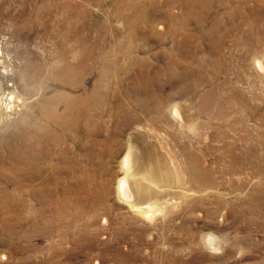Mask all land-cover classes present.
Here are the masks:
<instances>
[{
	"label": "rangeland",
	"instance_id": "374dc122",
	"mask_svg": "<svg viewBox=\"0 0 264 264\" xmlns=\"http://www.w3.org/2000/svg\"><path fill=\"white\" fill-rule=\"evenodd\" d=\"M22 1L0 0L4 75L19 76L31 57L44 60L57 50L59 38L41 40L37 26L26 38ZM43 1L26 0L27 12ZM66 1L81 3L80 17L68 20V47L81 39L86 64L79 93L70 92L91 96L102 112H94L97 143L83 139V171L63 174L85 191L0 189V264H264V73L253 63L258 54L264 67V0ZM136 98H151L154 122L126 128L117 107L130 109ZM176 104L182 119L194 122V160L210 180L193 183L186 158L167 138L169 152L156 147L152 164L167 163L172 187L158 192L170 199L150 221L118 198L121 160L131 143L138 152L148 149L150 124L165 131L178 125L168 111ZM156 108L166 117L158 119ZM224 147L242 158L256 149L258 168L236 164L241 175L221 176L231 165ZM7 170L0 161V171L14 175ZM209 239L216 250L206 247Z\"/></svg>",
	"mask_w": 264,
	"mask_h": 264
},
{
	"label": "bare ground",
	"instance_id": "6f19581e",
	"mask_svg": "<svg viewBox=\"0 0 264 264\" xmlns=\"http://www.w3.org/2000/svg\"><path fill=\"white\" fill-rule=\"evenodd\" d=\"M22 4L23 12L26 14L24 25V31L27 32L26 38L29 39L33 29L35 30L34 27L37 26L41 40L46 37L45 39L50 40L51 43L57 38L59 41H55L57 50L48 53L44 60L31 57L19 76L12 72L8 75H4V72L0 73V130L4 131L0 138V161L7 166V171L14 174L8 176L6 172L0 171V189L2 193H7V189L12 187L19 190L18 193L22 192L21 190H27L31 194L32 192L41 193L46 196H51L60 190L72 193L75 190L78 193L83 192L84 184L78 183L75 187H70L69 183L64 181L66 177L63 174L67 172L77 174L83 171L84 155L81 151H84L83 147L86 145L83 139L92 140L96 137L97 121L94 118V112L98 115L102 112L99 111L100 107L95 108L91 96L73 94L78 92V85L83 80L86 64L81 39H78L75 44L77 46L72 51L68 47L72 26L69 27L67 24L68 20L72 18L77 20L80 17L81 3L78 2L72 6L66 0H44L41 5H37L38 8H30L31 13L27 12L26 0L22 1ZM253 63L259 73H264L263 62L258 54L253 58ZM7 82L12 85L7 86ZM70 88L73 93L70 92ZM190 89L192 90L184 86L182 90ZM192 93L194 94V90ZM150 101L151 98L145 100L136 98L130 109L124 103L118 105L117 108L122 113L126 128L132 127L135 123H142L144 120L154 122L153 117H149L153 112L150 108L152 106L149 105ZM179 110L177 104L168 110L178 125H169L165 131L163 127L156 128L150 124L152 134L148 133L147 136L150 143L147 144L148 149L138 152L131 143L121 160L124 176L118 181V198L135 210H140L139 214L146 219H151L150 221L156 212L159 214L166 211L164 205L168 204L170 199V197L166 198L170 195L160 196V191L158 192V189L172 187L171 174L163 169L167 163L162 168L152 164L156 147L167 150L165 146L167 138L171 139L173 146L180 148L181 154L186 158L187 173L193 183L194 179L199 180L204 177L206 181L210 180V171L201 167L199 160H194V122L192 123L188 118L182 119ZM18 111L20 117L13 120L12 115L17 114ZM27 111L30 112L27 113ZM155 111L158 113V119L166 117L162 111L160 112V108H156ZM138 112L145 113L146 118ZM116 115L119 116L117 113ZM85 122L91 124V130L85 131ZM223 136L225 139V135ZM92 143L95 145L97 140L94 139ZM223 150L231 153V165L222 170L221 176L241 175V169L236 167V164L257 169V160L262 157L261 154L258 156L254 148L245 152L249 158L233 155L231 148L224 147ZM71 154L74 156L71 157ZM86 197L84 196L85 199ZM16 202V205H22L23 208L28 204L23 199L20 201L17 199ZM208 241V243L205 242L206 247L216 250L218 243L214 239Z\"/></svg>",
	"mask_w": 264,
	"mask_h": 264
}]
</instances>
